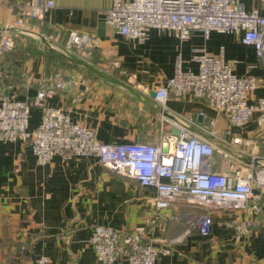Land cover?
I'll return each mask as SVG.
<instances>
[{
	"label": "crops",
	"instance_id": "crops-1",
	"mask_svg": "<svg viewBox=\"0 0 264 264\" xmlns=\"http://www.w3.org/2000/svg\"><path fill=\"white\" fill-rule=\"evenodd\" d=\"M25 1L0 0V38L14 39V47L0 53V100H30L56 76H74L76 83L48 98L47 104L62 108L103 143H158L162 136L176 137L186 128L216 146V171H232L231 164L264 169V125L256 122L258 113L246 126L234 127L202 99L171 96L163 106L153 95L174 75L178 60L184 71H197L194 55L205 49L213 55L223 52L238 76L258 79L249 102L264 97V66L239 34L211 31L206 36L193 29L181 41L171 30L152 28L146 41L139 42L119 34L105 19L112 0H54L56 7L44 19H24L18 28V7ZM242 1L246 9H264L263 0ZM72 31L99 38L92 62L45 39L53 36L61 43ZM40 121L41 111L33 108L29 128ZM234 137L241 142L234 143ZM254 194H261L264 203L260 189ZM156 197L155 189L96 158L56 155L41 165L28 141H0V264H32L42 254L49 264H95L90 241L95 226L121 232L143 228L145 218L155 212ZM204 211L213 217L210 235L197 229L187 233V220ZM173 215L178 218L171 219ZM245 215L233 206L204 209L174 201L156 223L155 237L166 239L172 249L158 264H264V218L250 236L240 239L226 224ZM23 243L26 251L21 250Z\"/></svg>",
	"mask_w": 264,
	"mask_h": 264
},
{
	"label": "built area",
	"instance_id": "built-area-1",
	"mask_svg": "<svg viewBox=\"0 0 264 264\" xmlns=\"http://www.w3.org/2000/svg\"><path fill=\"white\" fill-rule=\"evenodd\" d=\"M55 7L54 0H26L18 7L20 17L16 25L22 27L24 19L42 20ZM104 15L119 34L139 42L146 41L152 28L171 30L181 41L187 40L193 29L204 31L206 36L211 31L239 34L244 44L254 47L264 66V9H246L242 0H112ZM55 38L45 36L57 42L62 52L89 62L100 44L98 37L87 32L72 31L61 43ZM13 47L11 36L0 38V53ZM194 59L199 63L197 71H184L180 60L176 62L174 75L154 91L157 102L165 106L171 96L202 99L231 126H246L255 113H258V125H264V97L249 102L250 93L258 86L255 76H238L223 52L213 55L201 49ZM104 70L110 72L111 68ZM72 83H76L74 76L65 79L60 74L52 85L38 89L30 100H0V141H28L41 165L50 163L56 155L65 159L96 158L104 166L136 179L141 186L155 189V212L145 218L143 228L121 232L111 226H95L90 239L95 264H158L172 249L166 239L155 237L156 223L179 199L204 209L232 206L243 209L244 218H235L226 224L234 229L237 239L252 234L257 221L264 218L261 194H254L256 188L264 194V169L231 164L232 171H216V146L190 134L186 128L176 137L162 136L158 143H103L92 129L73 122L62 108L47 104L48 98ZM33 108L41 111V121L31 130ZM227 134H232L230 129ZM233 141L240 143L241 138L234 137ZM186 224L187 233L197 229L201 235L208 236L214 221L204 211L188 219ZM27 249L28 245L23 243L21 250ZM49 262L42 254L32 264Z\"/></svg>",
	"mask_w": 264,
	"mask_h": 264
},
{
	"label": "water",
	"instance_id": "water-1",
	"mask_svg": "<svg viewBox=\"0 0 264 264\" xmlns=\"http://www.w3.org/2000/svg\"><path fill=\"white\" fill-rule=\"evenodd\" d=\"M153 95H155V93H153Z\"/></svg>",
	"mask_w": 264,
	"mask_h": 264
}]
</instances>
